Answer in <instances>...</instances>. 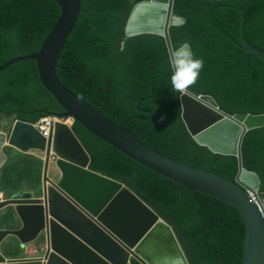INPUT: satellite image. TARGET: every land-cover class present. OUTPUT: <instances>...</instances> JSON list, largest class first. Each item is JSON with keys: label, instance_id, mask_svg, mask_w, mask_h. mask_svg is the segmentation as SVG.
Here are the masks:
<instances>
[{"label": "trees", "instance_id": "obj_1", "mask_svg": "<svg viewBox=\"0 0 264 264\" xmlns=\"http://www.w3.org/2000/svg\"><path fill=\"white\" fill-rule=\"evenodd\" d=\"M146 1L80 0L56 77L111 122L125 124L124 129L146 146L183 165L235 181L237 159L199 146L182 121L181 93L172 90L164 38L124 35L132 9ZM246 2L174 0L173 15L184 24L169 31L173 49L188 42L194 57L204 61L189 91L211 99L231 116L264 114V60L246 53L240 36L238 9ZM59 14L50 0H0V67L37 53ZM245 36L264 51V0H250ZM62 114L42 87L34 61L0 72V116L34 125ZM71 130L90 157L89 169L125 185L169 224L189 264H243L246 226L237 209L150 171L78 123L73 122ZM242 161L245 170L259 177L264 199V128L246 134ZM1 170L0 185L8 177ZM0 191L10 198L20 190L0 186Z\"/></svg>", "mask_w": 264, "mask_h": 264}, {"label": "water", "instance_id": "obj_2", "mask_svg": "<svg viewBox=\"0 0 264 264\" xmlns=\"http://www.w3.org/2000/svg\"><path fill=\"white\" fill-rule=\"evenodd\" d=\"M60 14L35 54L17 57L0 67L34 61L39 81L63 110L60 122L50 125L47 137L33 124L16 121L9 136L0 133V169L6 163V146L43 156L41 187L20 190L0 201V212L12 207L20 227L0 230V247L16 239L19 258L0 264H189L173 228L120 182L89 169L87 155L71 125L80 124L125 156L150 171L189 190L216 198L237 209L246 226L243 264H264V200L259 177L243 168L242 143L246 134L264 128V114L228 115L209 98L191 93L180 96L182 121L193 138L212 153L235 157V181L176 162L146 146L123 125H116L64 88L55 73L59 55L77 22L80 0H50ZM220 1V0H213ZM241 14L240 36L244 50L264 60V51L245 36L246 9ZM174 0H150L132 9L124 28L126 38L156 35L173 50L169 31L184 20L173 15ZM151 115V114H150ZM31 255L30 245L37 243Z\"/></svg>", "mask_w": 264, "mask_h": 264}, {"label": "rangeland", "instance_id": "obj_3", "mask_svg": "<svg viewBox=\"0 0 264 264\" xmlns=\"http://www.w3.org/2000/svg\"><path fill=\"white\" fill-rule=\"evenodd\" d=\"M14 124V118H6L0 116V133L9 136ZM67 125L70 126V123H68ZM3 152L7 158V163H5L1 169H4V172L7 173V176L9 178L7 177L4 184L0 186L8 189L17 187L19 190H40L43 156L40 153L34 151L23 154L9 146H6L3 149ZM1 169L0 171H3ZM3 192L0 191V201L9 199ZM19 227L20 224L16 218V214L13 208H7L0 212V230H16ZM16 243L17 242L15 238L9 237L1 246V250H3V252H5V254H7L8 256L12 255V257H14L17 254ZM38 243L39 241L37 243H34L33 245H30L29 247L34 248Z\"/></svg>", "mask_w": 264, "mask_h": 264}, {"label": "clouds", "instance_id": "obj_4", "mask_svg": "<svg viewBox=\"0 0 264 264\" xmlns=\"http://www.w3.org/2000/svg\"><path fill=\"white\" fill-rule=\"evenodd\" d=\"M169 63L172 68V90L191 98L189 89L197 83L204 61L194 57L190 44L183 42L172 50Z\"/></svg>", "mask_w": 264, "mask_h": 264}, {"label": "built area", "instance_id": "obj_5", "mask_svg": "<svg viewBox=\"0 0 264 264\" xmlns=\"http://www.w3.org/2000/svg\"><path fill=\"white\" fill-rule=\"evenodd\" d=\"M60 121L62 120L54 116H48L39 120L36 124H34V127L41 135L47 137L50 125L53 124L54 122H60ZM69 123L71 125L72 122L69 120Z\"/></svg>", "mask_w": 264, "mask_h": 264}, {"label": "crops", "instance_id": "obj_6", "mask_svg": "<svg viewBox=\"0 0 264 264\" xmlns=\"http://www.w3.org/2000/svg\"><path fill=\"white\" fill-rule=\"evenodd\" d=\"M18 249V248H17ZM33 251V247H29L27 250H26V253L28 254H30L31 255V252ZM0 252L7 258V259H16V258H19L20 256H19V250H17V254L14 256V257H12V255H10V256H8L7 254H5V252H3V250H1V247H0Z\"/></svg>", "mask_w": 264, "mask_h": 264}, {"label": "bare ground", "instance_id": "obj_7", "mask_svg": "<svg viewBox=\"0 0 264 264\" xmlns=\"http://www.w3.org/2000/svg\"><path fill=\"white\" fill-rule=\"evenodd\" d=\"M55 123V122H54ZM69 123V120H66L65 121V124L67 125ZM262 199V198H261ZM262 200H264V199H262Z\"/></svg>", "mask_w": 264, "mask_h": 264}, {"label": "flooded vegetation", "instance_id": "obj_8", "mask_svg": "<svg viewBox=\"0 0 264 264\" xmlns=\"http://www.w3.org/2000/svg\"><path fill=\"white\" fill-rule=\"evenodd\" d=\"M17 244V243H16ZM17 246H18V244H17Z\"/></svg>", "mask_w": 264, "mask_h": 264}]
</instances>
